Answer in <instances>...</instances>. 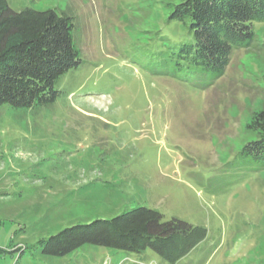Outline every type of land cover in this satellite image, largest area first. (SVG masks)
<instances>
[{"label": "rangeland", "instance_id": "obj_1", "mask_svg": "<svg viewBox=\"0 0 264 264\" xmlns=\"http://www.w3.org/2000/svg\"><path fill=\"white\" fill-rule=\"evenodd\" d=\"M8 1L74 17L83 62L55 102L0 108V264H170L150 249L42 252L66 227L139 206L207 229L175 264H264V166L242 154L264 111V22L214 80L172 61L180 0Z\"/></svg>", "mask_w": 264, "mask_h": 264}, {"label": "trees", "instance_id": "obj_2", "mask_svg": "<svg viewBox=\"0 0 264 264\" xmlns=\"http://www.w3.org/2000/svg\"><path fill=\"white\" fill-rule=\"evenodd\" d=\"M169 20L181 22L187 38L168 46L172 61L189 72L221 78L237 48L257 41L255 22H264V0H180ZM74 17L56 9L15 10L0 0V108L46 106L61 91L58 80L83 62L74 39ZM174 64V63H173ZM256 134L242 154L264 166V111L249 125ZM207 235L203 226L164 215L153 208H130L112 218L66 227L40 240L42 252L64 256L86 244L134 253L147 249L175 264Z\"/></svg>", "mask_w": 264, "mask_h": 264}]
</instances>
